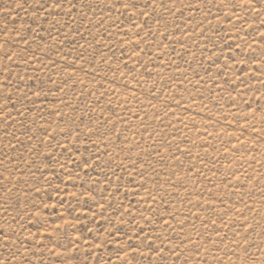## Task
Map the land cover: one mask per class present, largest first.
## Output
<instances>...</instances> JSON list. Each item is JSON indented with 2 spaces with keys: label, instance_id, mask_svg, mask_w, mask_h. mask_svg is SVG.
I'll return each instance as SVG.
<instances>
[{
  "label": "rangeland",
  "instance_id": "374dc122",
  "mask_svg": "<svg viewBox=\"0 0 264 264\" xmlns=\"http://www.w3.org/2000/svg\"><path fill=\"white\" fill-rule=\"evenodd\" d=\"M0 264H264V0H0Z\"/></svg>",
  "mask_w": 264,
  "mask_h": 264
}]
</instances>
